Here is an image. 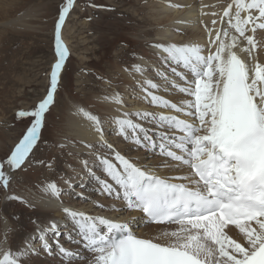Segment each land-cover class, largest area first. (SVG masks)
Listing matches in <instances>:
<instances>
[{
  "label": "snow or ice",
  "instance_id": "1",
  "mask_svg": "<svg viewBox=\"0 0 264 264\" xmlns=\"http://www.w3.org/2000/svg\"><path fill=\"white\" fill-rule=\"evenodd\" d=\"M73 5L74 0H66L55 26L57 59L47 95L32 111L17 113L33 120L11 154L0 161V186L5 190L13 180L9 173L23 170L40 140L45 114L55 103L60 74L69 55L61 28ZM222 20L226 27L210 40L214 51L206 52L197 43L154 45L170 71L158 73L163 84L144 82L143 99L189 119L136 111L124 112L113 121L122 138L138 148L159 150L178 162L176 167L188 166V175L162 178L133 161L107 143L104 121L98 115L77 106L74 115L91 123L111 153L97 157L103 179L89 169L98 191L122 202L123 210L141 211L149 223L178 225L156 241L141 238L129 222L64 208L79 236L77 243L95 254L91 264H264V64L256 62L254 51L264 48V38L257 39L258 30L264 33V0H232ZM134 70L144 72L141 65H135ZM161 88L165 92L175 89L186 98L173 103L156 94ZM106 99L123 103L118 93ZM144 121L162 131L150 134ZM84 164L88 167L86 161ZM44 191L57 197L61 194L55 182L45 185ZM9 198L33 207L21 196ZM235 229L244 243L229 235ZM59 232L60 225L53 221L47 228H37L39 247L29 237L15 251L0 248V264H28L40 250L58 252L67 264L83 258L60 244Z\"/></svg>",
  "mask_w": 264,
  "mask_h": 264
},
{
  "label": "rangeland",
  "instance_id": "2",
  "mask_svg": "<svg viewBox=\"0 0 264 264\" xmlns=\"http://www.w3.org/2000/svg\"><path fill=\"white\" fill-rule=\"evenodd\" d=\"M158 1L74 0V5L66 16L64 25L61 28V39L67 47L69 55L60 74L55 93V103L45 114L40 140L29 154L25 166H22L23 170L9 173L13 176V180L10 182L7 190L0 186V220L4 217L3 210H5L4 212L11 219V222L7 225L9 228L6 230L10 239L9 243L7 242L6 249L10 248L15 251L23 245L25 240L20 242V246L17 245V242L19 240V226L25 225V220H30L29 224H31L26 227L25 237H32L37 247H39V241L35 240L37 232L33 234L30 231L33 227L37 229L47 224L41 222L38 215L30 219L29 213L32 211H29L37 210L36 208L29 207L25 203H23V206H17L16 201L21 204L22 202L9 198L11 196H21L27 200L23 192L29 191L30 187L44 189L48 183L55 182L61 189V194L58 196L61 200L59 211H63L64 208L68 207L65 204L67 202L76 205L79 203L87 205L95 204L97 205V210L94 211V208H92L89 209L88 213L89 215L95 216L93 214L95 213L100 216L104 213V208H107L104 205L106 203L105 199L110 202L117 201L102 195L98 191L99 185L97 180L89 173V169H91L95 176L104 178L103 169L97 157L100 154L110 156L111 153L102 146L101 141L99 140L101 146L98 145L95 149L91 150L85 149L80 153L87 162L88 167H85V164H82L74 156V151L71 148L72 143L78 141L74 140L75 136L67 131L63 111L69 100L77 99L88 104V111L98 115L104 121L105 133L108 139L106 141L112 144L116 150L123 151L120 149V144H118L122 142V147H124L126 152L136 153L143 151L145 154L143 153L142 155L146 157L149 156V153L157 154L153 151L138 148L131 141L125 140L121 136L118 137L119 134L116 126L110 118L113 115L119 117L117 113L114 111L112 113L104 112L97 106V103H92L91 101H97L96 96L99 94L110 95L119 91L123 95L129 94L130 100L127 99L130 101H127L129 106H137L138 103H141L143 97H138V94L142 88L140 85H144V78L141 77L139 81L127 79L121 70H126L128 67L134 70V66L139 63L142 54L146 58L150 57L148 59L156 60L158 67L150 65L149 70H153L150 72V75L155 80L157 79L158 84L163 83L162 79L157 78L159 69L162 72L165 70L170 71V68L162 61L159 54L160 50L158 51L154 45L162 42H173V39L158 38V32L163 24V22L161 24L158 23L159 20L155 19L153 13L154 8L159 3ZM160 1L170 6L168 4L171 0ZM215 1L217 2V0ZM216 2L207 7H224L225 9V5L227 7L230 4V2H227L224 5L225 1ZM65 4L66 0H5L1 4L0 13H2L1 11L4 13L6 10L11 11L20 5V8L24 7V10L33 7L36 9V12H34L35 16L31 18L35 28H10L6 25H0V27L3 26L2 28H4H0V38L3 39L2 42L0 40V51L4 50L0 53V55L4 56L3 62L0 65V77L4 76L0 78V137L2 138L0 142V161L5 160L11 154L15 145L19 143L27 129L31 126L32 117H18L17 113L20 110L32 111L35 109L39 101L47 95L50 88L51 71L57 59L55 53V26L58 22L61 8ZM23 13L24 11L20 12L19 15H24ZM223 28L220 24L218 30H222ZM178 34L182 35L181 37H177L173 43H198L191 42L189 34L185 36L183 30H179ZM258 34L260 36L259 31ZM259 36L257 35V37ZM258 49L254 50L255 53L259 52ZM260 63L264 64L262 60ZM128 82L132 85L128 84ZM174 91L175 89L167 91V96L175 94ZM157 92V95H161L159 91ZM147 103L148 106L145 107L147 109L144 108L142 110L141 107H137L139 111L173 114L168 113L167 110L164 111L165 109L158 106L157 108L159 109L156 110L154 108L155 105L152 106L148 101ZM124 105L126 104L122 103L118 107H123ZM123 110L121 109V111ZM127 112L136 111L131 108ZM179 115L181 116L179 113L176 116ZM186 118L188 117L186 116ZM145 122L143 124L148 123L145 127L149 129L150 134L156 133L158 130L161 131L155 125L147 121ZM153 154L149 157H154ZM149 157L148 159H150ZM129 158L135 161L133 153H130ZM140 160L145 163V159ZM73 169L77 171V174L75 181L72 183L69 180V175L73 174L71 172ZM104 197L106 198L103 199ZM96 199H99L101 202H94ZM27 201L36 206L30 200ZM121 209L119 208L121 211H126L123 208ZM125 214H128V212H125ZM62 217L67 218L66 215ZM138 219L141 220V218ZM2 223L0 224V228L3 225ZM16 223L17 230L13 226L15 233H12V225ZM140 225V227L148 226L146 223ZM60 232L58 234L60 244L83 257L74 258L71 264H91L89 262L93 260V255L88 256L86 253L87 249L83 244L77 243L79 240L77 233L76 235H70L69 232ZM75 236L77 237L76 239ZM55 240L56 237L54 236L52 239L54 246ZM37 258H40L41 262L46 260V264H67V262L62 261L58 252L48 254L43 250H40L36 255H32L28 259V264H34Z\"/></svg>",
  "mask_w": 264,
  "mask_h": 264
},
{
  "label": "bare ground",
  "instance_id": "3",
  "mask_svg": "<svg viewBox=\"0 0 264 264\" xmlns=\"http://www.w3.org/2000/svg\"><path fill=\"white\" fill-rule=\"evenodd\" d=\"M3 1H5V0H0V7H1V4ZM27 1H30V0H27ZM223 1H225L224 5L227 2H230V3L232 2V0H217V2H223ZM158 2L159 3L154 8L153 13L155 15V19L159 20L158 23L161 24V22H163V24H164V25L163 24L161 25V28L158 32V38L159 37L162 39L165 38L166 40L173 39V42H174L177 37H181V35H182V34L179 35L178 31L183 30V34L185 36L189 34V39H191V42H198L197 44H200V45L205 47L206 52L209 49L215 50L214 46L210 43V40L215 38L216 32H217L220 24H221L222 28L224 26H226L223 23V20L221 19V17L223 18V16L220 17V15L223 14L224 7L223 8L220 7L221 10H219V11H218V9H220L219 7H217V8L207 7V6H210L211 4H213V2H216L215 0H173V1L171 0L169 4L167 3L170 6H167L166 4L161 2L160 0ZM154 5H155V3H154ZM20 6L13 8L11 11L6 10V11H4V13H3V11H1L2 13H0V16H2V18H0V25H6L7 27H10V28H22V27L23 28H26V27L27 28L28 27L35 28V26H33L34 23L32 22L31 18L33 16H35L34 12H36V9L32 7V8H29L28 10H24V7L20 8ZM225 8H226V5H225ZM23 11H24V13H23L24 15L20 16L19 15L20 12H23ZM213 21H215V24L213 23ZM2 27L3 26H1L0 28L4 29ZM258 31L260 32V30H258ZM258 36H259V34H258ZM257 38L258 39L264 38V33L260 32V36ZM0 40H1V42L3 41V39H1V38H0ZM173 42L169 41L168 43H173ZM258 48H259L258 49L259 52L256 50L257 51L256 52L257 63H260L261 60L264 62V48H260V47H258ZM1 51H4V50H1ZM1 51H0V53H1ZM158 51H159V49H158ZM241 55H243V54H241ZM148 58H150V57H148ZM148 58H146L145 55L142 54L140 56V61L137 64V65H141L144 68L143 73H138L129 67L126 68V70H121V71L124 73V75L127 79H133V80L135 79L136 81H139V79L142 77V78H144L145 81L146 80H153L155 83L158 84V82L156 81L157 79L155 80V78H153V76L150 75V72H152L153 70H151V71L149 70L150 65H154V66L158 67L157 66L158 64L156 63V60L148 59ZM3 59H4V56L0 55V65L3 62L2 61ZM159 70L158 71L161 72V69H159ZM165 71H168V70H165ZM2 77H4V76H2ZM2 77H0V78H2ZM157 78L161 79V77L159 75L157 76ZM178 82H180V81H178ZM128 84H130V82H128ZM130 85H132V84H130ZM141 85H140V87H142ZM158 91L161 93L162 96H164L165 98L169 99L170 101H172L173 103H176V104H179L182 100H184L186 98L184 96V94L180 93L177 90L174 91L175 94H172L170 96H167V93L163 90V88H161ZM117 93L119 94L121 99H124L123 104H126V105H124L123 107H118L121 104H117V103H115L109 99H106L107 97H111ZM128 95H129L128 93L123 95V93H121L119 91H116V93H111L110 95L99 94L96 96L97 101L93 100L91 102L97 103V106L101 110H103L104 112H106V111L111 112V113L113 111L116 112L119 117L122 116V114L124 112L131 110V108L135 109V111H139V109H138L139 107H141V109L143 110L145 107L148 106L147 101L146 100L144 101V99H143V101H141V103H138L137 106L136 105L135 106H133V105L129 106L128 102H127L130 100ZM143 96H144V92L142 91V88H141L139 91L138 97H143ZM127 99H129V100H127ZM139 100H140V98H139ZM67 103L68 104L65 107V109L63 108L64 114H65V123L67 125V126L66 125L65 126L67 127V131L71 135L75 136L74 140L78 141V142L72 143L71 148L74 151L75 158L77 157L78 160H80V162L83 164L85 162V160L83 159L84 157L80 153L82 151H84L85 149L91 150V149H95V147H97L98 145L101 146V144L99 142L100 139H99L98 134L95 132L91 123L88 120H86L85 118H83L81 116L74 115L77 106L83 107L86 110H88V104H85L84 102L79 101L77 99L69 100V102H67ZM154 108H156V110L159 109V108H157V106H154ZM121 109H124V110L121 111ZM126 109H128V110H126ZM145 109H147V108H145ZM166 110L168 111V113H173L172 115L178 114V112H175L174 110L171 111V109H165L164 111H166ZM179 114H181V116L179 115V117L181 119L182 118L189 119V117L186 118V116L184 114H183V116H182V113H179ZM114 117H116V116L113 115V117H110L111 120L114 121V119H113ZM132 118L136 119L135 117H132ZM137 122H141V121H137ZM142 123H146V122L144 121ZM147 124H145V125H147ZM163 131H168V129L167 130L163 129ZM118 137H120V135ZM1 139L2 138L0 137V142H1ZM104 139L105 140L107 139L106 133L104 134ZM121 143H118V144H120L121 148L119 146L118 147L124 151V152L121 151L122 154L129 157L130 153H133L134 158H135V162H138L142 166L149 167L158 176L168 178V177H182V176L189 174L188 166L181 165L180 167H176L177 162H171L170 160L166 159V157H162L161 155H159L156 151L155 152L157 154L154 155L152 153L154 155V157L153 156L149 157L152 155L149 153L148 157L150 159H148V157L142 155L143 153L145 154V152H143V151L142 152L139 151L136 153L130 152V151L126 152L124 150V147H122ZM88 145H91L92 147H88ZM126 148H128V147H126ZM125 153H127L129 155H127ZM140 159H145V163H143L142 160H140ZM71 172L73 174L69 175V180H71V182L73 183L76 179L77 171H75L73 169ZM174 182H181V181L175 180ZM87 185H88V182H87ZM31 190H33V192H31ZM23 193H24V196L26 197L27 200H30L32 203L36 204V206L33 205L32 208H36L37 210H34V211L30 210L29 211V212L32 211L31 213H29V215L31 216L30 219H32L33 216L38 215L41 222H44L47 224L46 226L40 227V228H47L49 226L48 224L50 222L55 221L58 225H60V231L61 232H69L70 235H76V232L73 230L72 222L69 219L62 217V216L66 215L64 213V211H59L60 202H61L59 197L53 196L49 192H45L44 189H37V187L36 188L30 187L29 191H24ZM105 198L106 197H104L103 199H105ZM105 200H106V203H104V205L107 208L106 209L104 208V213H102V215H100V216H103L106 218L117 219L121 222H125V221L129 222L133 228V231L141 237L151 238V239H154L156 241H159L162 239L161 234L163 232H165V231L170 232V231L176 230V228L178 227V225L151 224V223H146V224H148V226L140 227L141 226L140 224H143L145 222H144L143 215L139 211H132V212L130 210L121 211L122 210L121 208H123L122 202L118 201V203H116L117 201L116 202H112V201L110 202L107 199H105ZM94 202H101V201L99 199H96V201H94ZM13 203L15 204L14 201H13ZM65 204L68 206L67 208H70V209L75 210V211L84 212L87 215H89V213H88V211H90L89 209L94 208L93 209L94 211L97 210V205H95V204L87 205V204L79 203L78 205H76V204L68 203V202ZM16 205L17 206H23V203L22 204L17 203V201H16ZM119 208L121 210H119ZM5 209H6V207H5ZM4 211L5 210L2 211L4 217L0 220V224L3 222L2 223L3 225L0 228V233H1V235H0V248L6 249L7 248V242L9 243V241H10L9 236L6 233V230H8V228H9V226H7V225L11 222L10 221L11 219L9 218L8 215H6V213ZM36 212H38V213H36ZM99 212H100V210H99ZM125 212H128V214H125ZM93 214L95 216H99V215H96L95 213H93ZM60 215H62V216H60ZM138 218H141V220ZM29 222H30V220L29 221L25 220V222H24L25 225L19 226V237H18L19 240L17 242L18 246H20V242L27 240L29 238V237H25V235H24V233L27 231L26 227L31 225V224H29ZM13 226L17 230V223L13 224L12 227ZM253 226H255V225H253ZM14 227H13L12 233H15ZM61 227H65V228H61ZM30 232L35 234V232H37V229H35L33 227V229ZM4 234H5V236H4ZM65 235H67V234L65 233ZM229 235H231L232 238L236 239L238 242L244 243V241L242 239H240V235H238V229H235L233 232L229 233ZM76 238L77 237L75 236V239ZM75 247H77V246L75 245ZM86 253L88 254V256L93 255L92 256V259H93L94 255H95L94 253H90L88 251ZM39 259L37 258L35 260L34 264H46L47 263L46 260H45L46 262L45 261L41 262L42 260H39ZM89 263H91V262H89Z\"/></svg>",
  "mask_w": 264,
  "mask_h": 264
}]
</instances>
